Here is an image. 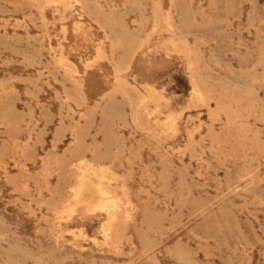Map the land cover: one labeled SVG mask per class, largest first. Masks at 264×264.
Masks as SVG:
<instances>
[{
    "label": "rangeland",
    "instance_id": "obj_1",
    "mask_svg": "<svg viewBox=\"0 0 264 264\" xmlns=\"http://www.w3.org/2000/svg\"><path fill=\"white\" fill-rule=\"evenodd\" d=\"M52 1L0 0V264H264V0Z\"/></svg>",
    "mask_w": 264,
    "mask_h": 264
},
{
    "label": "bare ground",
    "instance_id": "obj_2",
    "mask_svg": "<svg viewBox=\"0 0 264 264\" xmlns=\"http://www.w3.org/2000/svg\"><path fill=\"white\" fill-rule=\"evenodd\" d=\"M53 1L58 2V0H53ZM66 1L67 0H65V2ZM73 1H75V0H73ZM83 1L86 5L89 4V1H87V0H83ZM63 2H64V0L62 1V3ZM59 4H60V2H59ZM67 8L69 9V7H67ZM101 11L102 10L98 6L95 7V12L101 13ZM112 18H114V17H112ZM122 22H121V24L119 23L120 27H121V25H122V27L124 26L122 24ZM117 24H118V20H117ZM123 34H124V32H123ZM111 47H112V50L115 52L121 51L119 56L117 57L116 62H115V71H116L117 80H118V86L116 88V91L117 92H124L126 90L122 86L120 80L124 79L122 77V74H124L130 70L131 63H132V60H133V57L135 54V48L133 47V44H128V43L124 44V43H120V42H118V43L116 42V43L112 44ZM237 78H239V77H237ZM197 94H199V96L202 97V93H200L199 91H197ZM165 122H167V121H165ZM172 124H174V123H172ZM77 167L80 170V174L76 178V184L72 187L71 194H70L71 200L69 202H71V204H78V203L85 202L88 204L87 205L88 207H93L95 209H100V210L104 211L107 219H109V222L104 226V234L107 238H110L115 231L114 223L117 219H119V213H120V209H121V203L120 202L122 200L120 201L115 196L114 192L111 190V188H110L111 186H109L105 183V176L102 174V170H95L94 165L90 162L85 161L84 159L79 160V164L77 165ZM95 179H97V181H95ZM89 193L99 194V200L97 202H93L92 199L86 198V195Z\"/></svg>",
    "mask_w": 264,
    "mask_h": 264
}]
</instances>
